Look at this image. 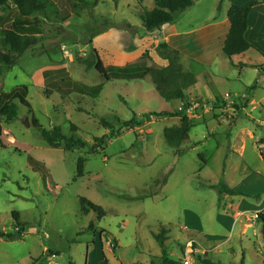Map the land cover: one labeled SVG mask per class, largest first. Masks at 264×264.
I'll list each match as a JSON object with an SVG mask.
<instances>
[{
    "label": "rangeland",
    "instance_id": "1",
    "mask_svg": "<svg viewBox=\"0 0 264 264\" xmlns=\"http://www.w3.org/2000/svg\"><path fill=\"white\" fill-rule=\"evenodd\" d=\"M52 1L63 19L42 17L32 28L17 25L16 13L11 12L0 25V30L13 27L42 43L0 77V95L27 85L32 107L29 112L16 101L18 119L4 125L8 145L0 146V231L17 232L15 212L26 226L22 238L0 239V264H97L104 258L110 264H182L193 239L189 233L205 237L198 241L201 251H208L194 255L192 264H205L206 259L216 264H264L262 226L252 219L259 196L234 197L232 202L223 190L242 180L241 167L264 165L255 139L240 134L252 130L257 138L264 136V108L258 104L264 98V75L254 68H235L220 49L229 27L230 2L194 0L191 9L162 29L184 35L198 30L202 39L191 55L181 53V64L198 77L195 88L187 91L190 98L212 102L209 97L217 87L233 88L230 91L241 98L235 95L233 101L255 100L258 109L252 110V105L240 113L229 109L226 114H201L179 155L167 144L164 130L180 120L157 116L178 110L179 101L162 99L150 76L107 82L79 60L96 51L106 66H125L147 52L163 67L157 49L164 31L149 32L142 21L156 0H104L80 12L65 0ZM215 24V34L203 39L202 29ZM207 54L212 56L213 72L235 80H216L205 70ZM258 57L251 51L250 57L237 58L253 64ZM62 68L74 84L71 93L56 90L55 77L45 84L46 70ZM79 85L92 92L81 93ZM229 114L235 119H227ZM133 118L141 119L142 126L122 129V123ZM102 119L120 132L112 137ZM72 124L88 143L84 149H54L41 136V129L58 126L71 135ZM212 131L214 136L209 135ZM105 136L110 139L98 147L96 140ZM243 142L246 152L241 156L232 146L240 148ZM80 157L87 160L83 177H78ZM80 198L100 206L106 215H82ZM241 201L246 214L235 220L232 209ZM246 224L252 226L244 233ZM163 230L167 258L173 261L169 263L155 239Z\"/></svg>",
    "mask_w": 264,
    "mask_h": 264
},
{
    "label": "trees",
    "instance_id": "2",
    "mask_svg": "<svg viewBox=\"0 0 264 264\" xmlns=\"http://www.w3.org/2000/svg\"><path fill=\"white\" fill-rule=\"evenodd\" d=\"M65 1L72 6L73 10L80 12L93 9L104 0ZM193 5L194 0H156L154 9L142 15L143 25L149 32L160 30L164 25L174 23L179 13L191 9ZM11 12L16 13L17 21L15 22L17 25H25L32 28L39 26L37 21H40L42 17L50 19L53 16H60L63 19L59 7L52 0H0V25L4 23L5 16ZM251 12V7L232 5L227 13L230 29L224 41L222 52L229 61L237 67H241L242 65L236 63L235 59L245 55L249 50L254 48L253 44L246 36L249 30ZM257 40H262V38ZM39 44H42L40 38L20 33L13 27L10 29H1L0 77L13 69L29 49L37 47ZM157 53L158 56L166 62L165 66H157L153 58L147 52L140 60L131 62L125 66H106L99 58L96 51H92L90 58L79 60L85 63L88 68H95L107 82L112 80H141L150 76L162 99L167 102L178 100L185 104H190L191 100L187 91L195 88L197 85V77L193 72L184 69V66L181 64V52L164 42L159 44ZM65 70V68L46 70L44 72L45 84L47 85L49 83L48 81H50L51 77H55V89L60 92L71 93V88L74 84L71 78L67 76ZM58 77H61V80H59ZM90 90L92 89L87 86L79 85V91L81 93H91L92 91ZM99 92L100 91H98V93ZM28 95L29 87L27 85L16 87L11 92H3L0 95V146L6 147L8 145L4 125L18 119L19 105L16 101H19L21 105L27 106L30 110L29 112L32 111V107L27 101ZM217 100L220 101L221 99ZM234 108L237 113H240L239 105H234ZM157 116L160 118H180V124L178 126H172L164 130V138L170 147L177 149V153L182 155L183 151L181 147L189 140L190 132L195 126L194 120L189 119L183 112L178 110H166L158 113ZM101 125L110 129L112 137L120 132L119 130H115L114 126L104 119L101 120ZM140 126H142V121L136 118L122 123V129L124 130H131ZM71 130L72 134L66 135L59 126L50 130L41 129V136L43 140L54 149H64L65 151L84 149L88 143L79 138L77 134L79 130L78 127L72 124ZM109 139L110 137L105 136L96 140L98 142V147H102ZM14 144L18 145L17 142ZM258 144L263 146L262 156L264 158V138ZM91 146L94 149L93 145ZM86 162L87 160L85 158H79L78 177L84 176ZM163 182L165 184L167 183V177ZM223 190L230 195H243V193H238L228 186H224ZM244 195L247 196L246 194ZM79 202L82 215H87L91 212L99 214L100 217L106 215L105 211L100 206L95 205L86 198H80ZM13 219L15 220L17 232L5 233L0 231V239L12 241L20 239L24 235L26 224L21 222L20 216L16 212L13 213ZM257 221L262 226L264 240V210L257 214ZM165 232L166 231L163 230L162 233L155 235V239L161 245L163 260L169 263L173 261H169L167 258L168 253L165 247ZM189 235L193 239L206 240V238L201 235H196L194 233H189ZM203 262L205 264H216L208 259L203 260ZM97 264L110 263L104 258Z\"/></svg>",
    "mask_w": 264,
    "mask_h": 264
},
{
    "label": "crops",
    "instance_id": "3",
    "mask_svg": "<svg viewBox=\"0 0 264 264\" xmlns=\"http://www.w3.org/2000/svg\"><path fill=\"white\" fill-rule=\"evenodd\" d=\"M230 2V7L232 5H237V6H243V7H251L252 8V12L249 18V30L247 32V38L248 40L253 44L254 48H252L251 50H249L245 56L250 57V52L254 51L257 52V54L260 56L258 57V60L253 64L252 62H244V61H238L239 59L236 58L235 62L241 64L242 66L240 67L241 70L243 71L244 69L247 68H254L256 71H259L260 73H262L264 75V0H228ZM230 9V8H229ZM229 22V21H228ZM226 24V23H225ZM217 25H213V26H208L204 29H202V33H201V37L204 38H208L209 36L212 37L213 34H215V32L217 30H215L217 27ZM210 28V29H207ZM162 29V28H161ZM206 29V30H205ZM230 29V23H229V27H228V31L225 34L222 42H221V51L223 48V44L224 41L226 39V36L229 32ZM161 32V36L159 38L158 43H167L168 45H170L171 47L179 50L181 53H183L186 56H189L192 54L193 48L196 45H199L200 43H202V39H198L197 36H199L198 30H194L191 31L188 34H181L178 33L176 31H168L166 29H162ZM196 36V38H194ZM262 40H257V39H261ZM207 43V42H206ZM207 56L209 57V59H207L206 61L202 62V64L204 65L205 70H209L210 74L216 79V80H224L225 82H232L235 80L234 76H222L220 77V75H218V71L214 70V72L211 70L214 67L213 62H211V58L212 56L207 54ZM162 60V59H161ZM230 62V61H229ZM162 66L166 65V62L162 60L161 62ZM230 64H232L230 62ZM184 66V65H183ZM235 68H239V67H235ZM184 69L186 71L187 68L184 66ZM214 85H216V81L213 82ZM197 84H198V77H197ZM254 87V86H253ZM230 90H234L233 88L230 89H222V88H218L215 89L212 94L210 95L209 99L210 100H217L219 98L223 99L225 97H235V95H237L238 99L240 98L239 94H234L233 92H231ZM233 95V96H232ZM191 101H196V100H203L202 98H190ZM178 101V100H177ZM181 102V101H179ZM264 98H262L260 100V102L258 103L259 105H261L264 108ZM256 102L255 100H252L251 102H246L243 103V101H240L239 103L236 102L235 105H239L240 108V112L243 109H246L249 106H252V110H257L258 109V104L255 105ZM220 107H223L224 104H220ZM227 107V106H226ZM230 108V107H227ZM232 109V108H231ZM229 110V109H226ZM231 110L228 111V113H230ZM204 116V115H203ZM232 115H228L226 118L227 119H231ZM176 118L178 120H180L179 117H173ZM233 120L235 119V117L232 118ZM264 123V122H262ZM241 135H243L244 138L248 139V140H253L255 139L256 143L258 144L263 138L264 136L257 138L256 134L252 131V130H241L240 132ZM214 136V132L212 131L211 134ZM246 141V140H245ZM234 148V151H238L240 153L241 156H244L245 152H246V145L243 142V145L240 148L235 147V145L232 146ZM255 149L259 150L260 156L261 158L264 160L263 156H262V149L263 146L262 145H257V147H254ZM252 169H249L247 167L242 168L240 170V177H242V180L238 181V182H233L232 186L227 185L229 188L234 189L236 192L238 193H243V195H230L225 193V197L227 199H232L231 201H234V197H255V196H259V202L257 204L254 205L255 207V212L254 213H259L261 211L264 210V200H262L261 196L262 194H264V165H258L256 162H252ZM244 194H246L247 196H245ZM245 204L241 201L240 204L232 209V211L234 212L233 217L235 219V215L238 211H245L243 210V206ZM251 224H246L243 228V232L245 233L247 231V229L249 227H251ZM216 251L220 250V247H215L214 248Z\"/></svg>",
    "mask_w": 264,
    "mask_h": 264
},
{
    "label": "built area",
    "instance_id": "4",
    "mask_svg": "<svg viewBox=\"0 0 264 264\" xmlns=\"http://www.w3.org/2000/svg\"><path fill=\"white\" fill-rule=\"evenodd\" d=\"M65 49V47H64ZM212 102H207L204 100H196V101H191L190 104H185L184 102H180V106L178 107V111L183 112L189 119L194 120L195 118H199L200 116H203L201 114H206L210 112L211 110L213 111H221L223 114L226 111V109H231L234 110L236 113V110L234 108V105L236 104L235 101L232 100L230 97H225L221 99L220 101L218 100H211ZM224 104L223 107H220V104ZM230 108H227V107ZM233 118V115L231 119ZM246 213L245 211H238L235 215V220H239L242 216H244ZM257 214L252 215V219L257 220ZM197 247V248H196ZM200 243L197 239H192L189 240L187 243V250H186V257L183 259L182 264H192L193 263V256L202 254V255H207L208 251L207 250H202L200 249Z\"/></svg>",
    "mask_w": 264,
    "mask_h": 264
}]
</instances>
